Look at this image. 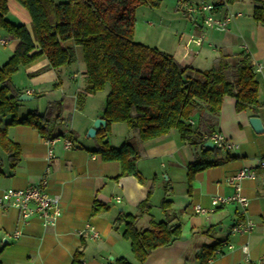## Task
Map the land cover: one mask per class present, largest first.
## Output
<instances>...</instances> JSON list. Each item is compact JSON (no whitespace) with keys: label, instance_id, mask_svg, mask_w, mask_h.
<instances>
[{"label":"crops","instance_id":"crops-1","mask_svg":"<svg viewBox=\"0 0 264 264\" xmlns=\"http://www.w3.org/2000/svg\"><path fill=\"white\" fill-rule=\"evenodd\" d=\"M53 1L61 3L66 0ZM219 1L201 0L195 6ZM253 1L240 0L216 9L213 17L218 20L228 14H242L229 21L224 32L206 29L202 25V16L188 14L193 27L186 31L182 49H175L171 56L181 66L205 71L210 69L219 50L226 52L229 60L240 52L248 54L258 84L256 96L259 103L264 104V23L253 20L252 12L256 5ZM256 1L264 9V0ZM6 4L7 18L14 24L25 26L32 37L31 18L27 10L15 0H6ZM0 41H5V45H0L1 66L17 50L20 41L4 32H0ZM197 42L200 44L197 45ZM75 54L76 62L71 66L51 69L47 60L41 58L20 67L12 77L20 95L32 90L29 95L26 94L33 97L30 101L32 107L19 103V117L31 111L43 113L47 104L55 102L63 103V112L53 133L57 135L53 138L56 142L52 147L55 158L49 163L46 156L49 145L36 130L25 126L7 128V136L19 146L21 157L12 171L7 157L0 155V196L7 189L24 190L36 186L46 175L47 192L60 198L61 216L55 226L43 227L37 216L23 222L15 209L0 208V264H72L77 251L82 252L79 264H111L118 259L138 264L129 250L130 243L122 238L123 225L115 227L113 222L119 213L138 214L137 205L146 199L153 178L152 209L139 218L137 228L143 230L150 221H163L159 203L164 183L168 181L171 188L168 196L172 203L170 208L180 223L181 237L167 248L153 250L143 264H200L201 249L216 243L221 244L219 253L207 264H252L262 260L261 264H264V168L258 164L264 162V133H254L248 124L249 118L256 117L261 120L264 129V106L256 111L237 113L234 111L235 101L226 97L215 120L203 114L202 117L199 114L193 116L191 126L199 127L203 137L219 133L237 149L222 151L220 158L224 159L227 155L231 160L197 173L192 179L191 195L187 190L186 166L194 161V150L178 140L176 130L142 145L143 157L137 161L136 170L145 184L133 176L114 180L120 175V164L103 161L96 152L98 144L95 137L86 138L92 123L103 119L101 115L106 96L98 99L101 93L98 92L82 97L86 82L80 47H75ZM10 119V116L0 117V126L7 125ZM109 129L106 140L111 148L118 149L132 137L124 124H111ZM69 132L74 133L77 140L72 143L71 149L64 150L63 141L68 140ZM47 167L49 171L45 173ZM243 168L252 169L256 175L255 180L245 179L240 184L239 192L248 201L245 215H241L239 207L232 204L218 205L211 212L213 197L234 194L225 180ZM95 202L108 210L93 215ZM195 205L207 213L195 214L192 209ZM244 221L253 223L251 233L232 232L236 223ZM208 229L210 232L204 235L202 232ZM16 232L19 233L18 239L11 238Z\"/></svg>","mask_w":264,"mask_h":264},{"label":"trees","instance_id":"trees-1","mask_svg":"<svg viewBox=\"0 0 264 264\" xmlns=\"http://www.w3.org/2000/svg\"><path fill=\"white\" fill-rule=\"evenodd\" d=\"M27 10L31 18L32 37L25 26L14 24L8 18L6 0H0V32L20 41L13 55L0 66V117L10 116V122L0 126V151L4 153L13 171L19 164V146L7 136V128L30 127L46 141L56 138L54 130L60 122L63 103H49L45 111L18 116L20 96L12 77L20 67H26L38 59H46L51 69L68 67L76 62L75 47L82 50L86 86L82 97L92 96L108 87L102 117L106 121L103 129L95 135L96 152L105 162H118L120 175L138 176L136 163L143 157L142 145L149 140L163 137L176 130L181 142L194 150V161L187 167V190L192 193V179L204 171L215 168L232 158L223 150L205 148V140L199 127L191 126L194 115L208 116L215 120L224 98L235 101V112L256 111L259 103L258 84L251 67L250 56L244 52L234 54V65L229 55L218 51L210 69L195 70L181 66L171 55L134 41L135 11L142 6L158 8L160 0H15ZM240 0H220L212 4L216 9L233 5ZM256 5L252 18L264 23V9ZM203 122L206 121L203 119ZM111 124H124L131 139L124 141L118 149L107 142ZM202 124V123H201ZM203 125V124H202ZM71 144L76 142L74 133L67 135ZM1 174V166H0ZM155 178L151 180L145 200L137 205V215L119 213L115 227L123 225L122 238L130 243L131 253L138 264H143L157 248L169 247L181 237V226L173 213L168 198L171 188L164 183L159 209L163 221H150L146 229L139 230L137 221L148 213ZM106 206L94 203L93 215L106 212ZM210 229L202 232L208 235ZM220 243L201 249L200 264H207L219 251ZM83 243H81V247ZM82 252L77 251L72 264H79ZM111 264H128L118 259Z\"/></svg>","mask_w":264,"mask_h":264},{"label":"built area","instance_id":"built-area-1","mask_svg":"<svg viewBox=\"0 0 264 264\" xmlns=\"http://www.w3.org/2000/svg\"><path fill=\"white\" fill-rule=\"evenodd\" d=\"M216 12V8L212 4H202L199 7H188L186 9L187 14H199L202 16V25L206 29L216 30L218 32H224L227 28V23L231 21L233 18L241 17L242 14H228L223 19L218 20L213 17ZM200 43L197 42V45ZM0 45H5V41H0ZM32 90L27 91V95H29ZM205 143H211L214 147L223 150V152H231L237 149V146L231 143L228 139L223 137L219 133H213L208 137L203 138ZM56 140L51 139L47 141V145H49V149L47 151V161L48 163L55 158L53 152V145H55ZM64 150H69L72 148V144L69 140L63 141ZM205 147V145H204ZM206 148V147H205ZM259 167L264 168V162H259ZM49 168L47 167L44 171L48 173ZM255 180L256 175L255 172L250 168H243L232 175V177H228L225 180V183L233 188L234 194L230 197H222L215 196L211 200V212L218 205H237L239 207V212L241 215H245L246 207H248V201L245 197L241 195L239 192L241 190L240 184L244 180ZM48 181L46 175L41 179L40 183L36 186L29 187L24 190H15V189H7L0 196V208L3 210L12 208L15 209L19 214L20 219L22 221H26L32 216H37L42 226L44 227H53L57 223L58 219L61 216V207H60V198L57 195H51L47 192ZM119 202V200H117ZM193 212L197 215H204L207 213L206 210L202 209L198 205L192 206ZM254 225L251 221H244L236 223L232 228V232L238 234H247L253 231ZM93 233V236L96 237V233H94L93 229L90 228ZM19 233L16 232L12 235L11 238L18 239ZM245 251L246 248L244 247ZM217 251L215 254H218ZM263 261V260H262ZM252 263V264H261L262 263Z\"/></svg>","mask_w":264,"mask_h":264},{"label":"rangeland","instance_id":"rangeland-1","mask_svg":"<svg viewBox=\"0 0 264 264\" xmlns=\"http://www.w3.org/2000/svg\"><path fill=\"white\" fill-rule=\"evenodd\" d=\"M200 1L160 0L158 8L142 6L136 9L134 15V41L151 48H156L168 55H171L175 49H182L187 37L186 31L193 27V22L187 18L189 16L186 13V9L188 7L195 8V4ZM214 1L207 0V2ZM229 63L234 65L235 59L232 58L229 60ZM108 92L109 89L106 87L104 91L98 94V99L101 96H106ZM19 103L27 105L26 107H32L30 101ZM0 155L6 157L1 151Z\"/></svg>","mask_w":264,"mask_h":264},{"label":"water","instance_id":"water-1","mask_svg":"<svg viewBox=\"0 0 264 264\" xmlns=\"http://www.w3.org/2000/svg\"><path fill=\"white\" fill-rule=\"evenodd\" d=\"M33 99V97H29L26 94H21L18 98L17 101L18 102H25V101H31ZM248 124L250 125L251 129L254 131V133L256 134H263L264 133V129H263V125L261 123V120L259 118L256 119V117H251L248 120ZM106 125V121L103 119H96L91 127L89 129H87L86 132V138H94L97 131H99L100 129H103ZM206 147L208 148H212L213 145L211 143H206L205 144Z\"/></svg>","mask_w":264,"mask_h":264}]
</instances>
